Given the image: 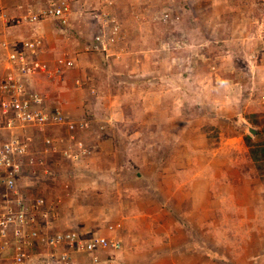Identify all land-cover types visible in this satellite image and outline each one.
Wrapping results in <instances>:
<instances>
[{"label":"rangeland","instance_id":"rangeland-1","mask_svg":"<svg viewBox=\"0 0 264 264\" xmlns=\"http://www.w3.org/2000/svg\"><path fill=\"white\" fill-rule=\"evenodd\" d=\"M63 1L0 9L17 22ZM74 5L70 26L13 23L8 37L42 38L44 61H74L37 83L50 108L90 123L86 156L31 184L58 202L56 224L120 240L114 264H264V160L251 156L264 146V0ZM112 21L118 46L87 50Z\"/></svg>","mask_w":264,"mask_h":264},{"label":"built area","instance_id":"built-area-1","mask_svg":"<svg viewBox=\"0 0 264 264\" xmlns=\"http://www.w3.org/2000/svg\"><path fill=\"white\" fill-rule=\"evenodd\" d=\"M76 1L54 2L43 11L30 5L17 22L0 9V29L50 18L70 26ZM109 25L98 26L87 50L109 56L118 46V26L115 21ZM44 47L39 37L0 41V264H114L120 240L60 229L54 218L58 202L35 194L38 188L31 186L52 179L53 170L69 168L66 162L76 164L89 152L82 134L90 123L73 122L60 108H50L48 94L37 83L41 76L61 78L74 61L66 54L44 61Z\"/></svg>","mask_w":264,"mask_h":264},{"label":"trees","instance_id":"trees-1","mask_svg":"<svg viewBox=\"0 0 264 264\" xmlns=\"http://www.w3.org/2000/svg\"><path fill=\"white\" fill-rule=\"evenodd\" d=\"M259 149V148H258ZM261 150H257L254 152V154H252V159L256 162H258L261 157L263 158L264 160V146H262V148H260ZM114 233V232H113Z\"/></svg>","mask_w":264,"mask_h":264},{"label":"crops","instance_id":"crops-1","mask_svg":"<svg viewBox=\"0 0 264 264\" xmlns=\"http://www.w3.org/2000/svg\"><path fill=\"white\" fill-rule=\"evenodd\" d=\"M12 29H13V28H12ZM12 29L8 30L7 35L5 36L6 38L11 36V34L13 33V32H12ZM161 205H162V204H161ZM150 207L152 208L153 206H150ZM156 210H157V208H156ZM163 212H165V209H164V208H161V211H159V214L161 215V214H163ZM173 215H174V214H173ZM153 217H155L156 220L158 219V215H153Z\"/></svg>","mask_w":264,"mask_h":264},{"label":"clouds","instance_id":"clouds-1","mask_svg":"<svg viewBox=\"0 0 264 264\" xmlns=\"http://www.w3.org/2000/svg\"><path fill=\"white\" fill-rule=\"evenodd\" d=\"M11 39V38H10Z\"/></svg>","mask_w":264,"mask_h":264}]
</instances>
